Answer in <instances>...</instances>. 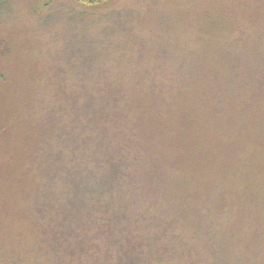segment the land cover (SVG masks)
<instances>
[{
  "label": "rangeland",
  "instance_id": "obj_1",
  "mask_svg": "<svg viewBox=\"0 0 264 264\" xmlns=\"http://www.w3.org/2000/svg\"><path fill=\"white\" fill-rule=\"evenodd\" d=\"M0 264H264V0H0Z\"/></svg>",
  "mask_w": 264,
  "mask_h": 264
},
{
  "label": "trees",
  "instance_id": "obj_2",
  "mask_svg": "<svg viewBox=\"0 0 264 264\" xmlns=\"http://www.w3.org/2000/svg\"><path fill=\"white\" fill-rule=\"evenodd\" d=\"M79 1L85 5H96V4L102 3L106 0H79Z\"/></svg>",
  "mask_w": 264,
  "mask_h": 264
},
{
  "label": "flooded vegetation",
  "instance_id": "obj_3",
  "mask_svg": "<svg viewBox=\"0 0 264 264\" xmlns=\"http://www.w3.org/2000/svg\"><path fill=\"white\" fill-rule=\"evenodd\" d=\"M6 47H4V43L0 41V53H2L5 50Z\"/></svg>",
  "mask_w": 264,
  "mask_h": 264
}]
</instances>
